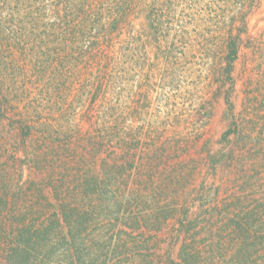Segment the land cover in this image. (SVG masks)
Listing matches in <instances>:
<instances>
[{"label":"rangeland","instance_id":"obj_1","mask_svg":"<svg viewBox=\"0 0 264 264\" xmlns=\"http://www.w3.org/2000/svg\"><path fill=\"white\" fill-rule=\"evenodd\" d=\"M137 2L98 63L76 75L67 70V90L60 82L65 93L57 100L76 102L70 120L78 150L85 153L84 140L98 136L101 109L111 102L120 105L115 111L127 138L137 135L145 150L162 149L158 173L176 167L184 175L175 215L160 229L133 233L152 246V256L133 257L135 264L181 262L186 245L191 255L183 264H264V0ZM238 7L247 15L245 24L234 22L239 54L229 70L218 23L232 21ZM154 21L171 30L161 32ZM15 52L19 62L27 60ZM0 56L12 60L8 49ZM15 93L40 114L49 102L43 83L16 66L0 71V179L11 196L42 179L24 161L26 147L38 142L36 134L33 140L22 134L21 116L10 104ZM107 154L104 148L98 159ZM30 190L25 195L33 197L37 190ZM43 194L50 198L47 188Z\"/></svg>","mask_w":264,"mask_h":264},{"label":"trees","instance_id":"obj_2","mask_svg":"<svg viewBox=\"0 0 264 264\" xmlns=\"http://www.w3.org/2000/svg\"><path fill=\"white\" fill-rule=\"evenodd\" d=\"M137 4L0 0V40H5L0 50L8 49L12 58L0 56V71L16 66L38 86L43 83L49 101L44 114L36 107L24 108L18 93L10 101L21 116L24 138L33 140L36 134L38 143L32 150L26 147L24 161L31 162L42 179L28 186V191L37 190L33 197L25 195L26 189L12 196L5 193L7 183L0 179L5 186L0 192V264H135L133 257L152 256V246L133 233L160 229L180 207L184 175L176 167L158 173L162 149L145 150L137 135H124L121 114L115 111L119 104L102 107L98 136L84 140L86 150L81 153L70 120L76 102L57 100L65 93L60 82L67 90L68 73L76 75L90 61L98 63L109 37ZM235 12L232 21L227 16L218 23L226 35L229 70L239 54L234 22L242 19L245 24L247 15L242 7ZM153 26L164 32L172 25L154 21ZM15 51L27 60L19 62ZM104 148L108 154L100 160ZM46 188L50 198L42 195ZM181 253L182 261L171 264H183L191 255L187 245Z\"/></svg>","mask_w":264,"mask_h":264}]
</instances>
